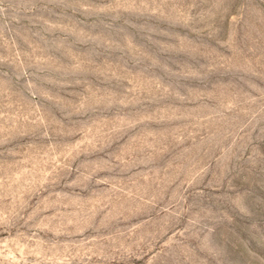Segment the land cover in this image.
<instances>
[{"label":"rangeland","instance_id":"1","mask_svg":"<svg viewBox=\"0 0 264 264\" xmlns=\"http://www.w3.org/2000/svg\"><path fill=\"white\" fill-rule=\"evenodd\" d=\"M0 264H264V0H0Z\"/></svg>","mask_w":264,"mask_h":264}]
</instances>
